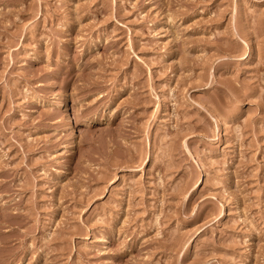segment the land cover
Listing matches in <instances>:
<instances>
[{"label":"rangeland","instance_id":"rangeland-1","mask_svg":"<svg viewBox=\"0 0 264 264\" xmlns=\"http://www.w3.org/2000/svg\"><path fill=\"white\" fill-rule=\"evenodd\" d=\"M0 264H264V0H0Z\"/></svg>","mask_w":264,"mask_h":264}]
</instances>
